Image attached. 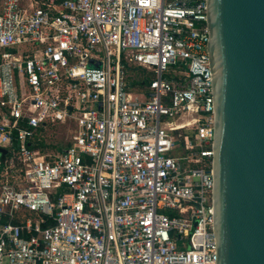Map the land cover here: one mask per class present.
<instances>
[{"label":"built area","instance_id":"1","mask_svg":"<svg viewBox=\"0 0 264 264\" xmlns=\"http://www.w3.org/2000/svg\"><path fill=\"white\" fill-rule=\"evenodd\" d=\"M207 43L206 0L2 1L0 264H215Z\"/></svg>","mask_w":264,"mask_h":264},{"label":"water","instance_id":"2","mask_svg":"<svg viewBox=\"0 0 264 264\" xmlns=\"http://www.w3.org/2000/svg\"><path fill=\"white\" fill-rule=\"evenodd\" d=\"M206 26L215 264H264V0H206Z\"/></svg>","mask_w":264,"mask_h":264},{"label":"rangeland","instance_id":"3","mask_svg":"<svg viewBox=\"0 0 264 264\" xmlns=\"http://www.w3.org/2000/svg\"><path fill=\"white\" fill-rule=\"evenodd\" d=\"M129 77L130 79L138 78V73H129ZM45 134L47 135L44 141L45 147L42 151H39L42 154H57L59 149L65 148L68 144L69 129L66 126L54 125L48 127Z\"/></svg>","mask_w":264,"mask_h":264},{"label":"trees","instance_id":"4","mask_svg":"<svg viewBox=\"0 0 264 264\" xmlns=\"http://www.w3.org/2000/svg\"><path fill=\"white\" fill-rule=\"evenodd\" d=\"M137 72L138 73V78H134V79H130L129 77V73H134ZM127 73H128V81L130 82V84L132 85H145L146 82L151 78L150 75H148L144 70L138 68V67H128L127 68ZM142 89V88H139ZM40 135L36 137L35 141H36V149L37 151H42L45 147L44 145V141L47 137V135L45 134V131L40 129L39 130ZM58 151H61V149H59ZM47 224H49V222H47Z\"/></svg>","mask_w":264,"mask_h":264},{"label":"crops","instance_id":"5","mask_svg":"<svg viewBox=\"0 0 264 264\" xmlns=\"http://www.w3.org/2000/svg\"><path fill=\"white\" fill-rule=\"evenodd\" d=\"M2 1H3V0H0V11H1V7H2Z\"/></svg>","mask_w":264,"mask_h":264}]
</instances>
